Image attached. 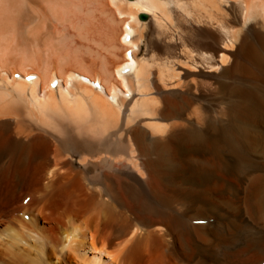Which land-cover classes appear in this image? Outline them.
<instances>
[{"label":"bare ground","instance_id":"obj_1","mask_svg":"<svg viewBox=\"0 0 264 264\" xmlns=\"http://www.w3.org/2000/svg\"><path fill=\"white\" fill-rule=\"evenodd\" d=\"M262 259L264 0H0V264Z\"/></svg>","mask_w":264,"mask_h":264},{"label":"rangeland","instance_id":"obj_2","mask_svg":"<svg viewBox=\"0 0 264 264\" xmlns=\"http://www.w3.org/2000/svg\"><path fill=\"white\" fill-rule=\"evenodd\" d=\"M15 76H17V74H15Z\"/></svg>","mask_w":264,"mask_h":264},{"label":"water","instance_id":"obj_3","mask_svg":"<svg viewBox=\"0 0 264 264\" xmlns=\"http://www.w3.org/2000/svg\"><path fill=\"white\" fill-rule=\"evenodd\" d=\"M141 16H143V14H141Z\"/></svg>","mask_w":264,"mask_h":264}]
</instances>
